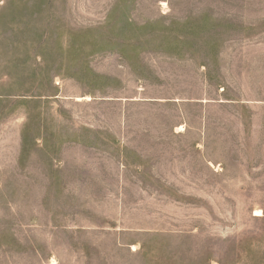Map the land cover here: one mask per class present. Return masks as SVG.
Segmentation results:
<instances>
[{
  "label": "rangeland",
  "instance_id": "374dc122",
  "mask_svg": "<svg viewBox=\"0 0 264 264\" xmlns=\"http://www.w3.org/2000/svg\"><path fill=\"white\" fill-rule=\"evenodd\" d=\"M0 264H264V0H0Z\"/></svg>",
  "mask_w": 264,
  "mask_h": 264
}]
</instances>
